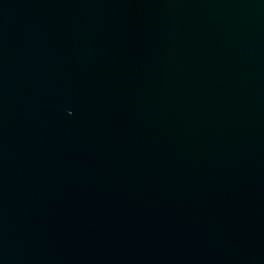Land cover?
I'll use <instances>...</instances> for the list:
<instances>
[{"label":"water","instance_id":"1","mask_svg":"<svg viewBox=\"0 0 264 264\" xmlns=\"http://www.w3.org/2000/svg\"><path fill=\"white\" fill-rule=\"evenodd\" d=\"M0 264H264V0H0Z\"/></svg>","mask_w":264,"mask_h":264}]
</instances>
